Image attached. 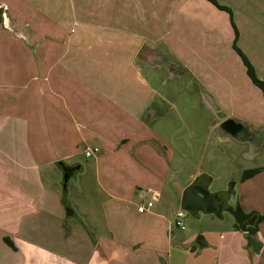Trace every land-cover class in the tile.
<instances>
[{"label": "crops", "instance_id": "crops-1", "mask_svg": "<svg viewBox=\"0 0 264 264\" xmlns=\"http://www.w3.org/2000/svg\"><path fill=\"white\" fill-rule=\"evenodd\" d=\"M217 1L232 15L210 0H0V264H264V209L247 201L264 166L231 187L236 204L263 216L255 239L234 224L173 244L168 206L175 194L184 210L195 174L175 185L166 80L141 72L216 68L225 49L242 70L234 22L264 81V0ZM253 117L239 118L243 140L261 135L262 145L264 117ZM62 163L76 167L74 200ZM151 190L159 197L141 213Z\"/></svg>", "mask_w": 264, "mask_h": 264}, {"label": "rangeland", "instance_id": "rangeland-1", "mask_svg": "<svg viewBox=\"0 0 264 264\" xmlns=\"http://www.w3.org/2000/svg\"><path fill=\"white\" fill-rule=\"evenodd\" d=\"M227 51L225 49L226 54L216 56V60H219H215L216 68L213 65L206 67L204 64V68L193 71L183 69L181 64L173 62L168 69H159V72L151 69L141 71L143 77L147 75L151 81L160 74L161 77H158L166 80L165 84L159 87L170 100L167 106L170 109L166 113L168 123L163 132L174 150L173 167L174 163L178 166L177 181L174 183L177 186L187 185L191 174H195L196 178L198 174L206 173L212 178L209 183L212 192H228L234 182L240 184L245 170L264 166V142L261 145V135H258L257 143L251 144V139L243 140V136L248 133L247 127L238 138L221 128L228 118H233L239 123V118L243 116H254L251 119L255 120L264 117L262 109L257 111L259 98L264 97L262 89L249 78L246 66L243 65L239 71L233 62L236 56L232 55L231 58ZM245 107H250L251 110H246ZM250 124H253V130L259 131L255 128L256 123ZM69 180L63 186L66 189L64 195L66 197L68 194L69 199L74 200L72 185L76 178L72 176ZM251 184L254 186L252 197L250 195L247 201L264 209V182L253 181ZM173 198L174 201L168 208L175 215V235L172 241L173 244L177 243L176 246L183 240L187 241L183 247L189 244L194 246L198 244L200 236L204 235L203 232H208L209 229L220 232L222 229L232 228L235 224V219L228 209L223 211V219L213 214H204L197 218L193 213L182 209L181 197L173 194ZM237 199L239 200V196L232 194L229 204L236 205ZM179 210H183L185 214L180 218L183 228L176 225V214ZM251 263L248 260V264Z\"/></svg>", "mask_w": 264, "mask_h": 264}, {"label": "trees", "instance_id": "trees-1", "mask_svg": "<svg viewBox=\"0 0 264 264\" xmlns=\"http://www.w3.org/2000/svg\"><path fill=\"white\" fill-rule=\"evenodd\" d=\"M210 1H212L220 9L227 10L232 15L231 10L227 6L220 4L217 0H210ZM233 25L235 27V39H234L233 47L238 52V54L241 56L243 63L246 66V70H247V74L249 78L252 80L254 84H256L259 88H261L264 93V81L257 75L255 67L250 61V59L247 57V55L238 47L237 40L239 38V32L234 22H233ZM260 170L261 168H252V169L245 170L243 172L241 180H246L247 178L254 176ZM234 209L238 216V220L235 221V227L239 229L242 228V225L240 222L241 220L245 221L247 223L245 225L246 227L245 231H247L249 234L248 240L250 242V239H255V236L258 232V226L263 221V216L259 214L257 211L245 212L239 204H236ZM5 241L8 244L13 245L8 237H5ZM258 246H260V243H258ZM258 249L259 248L257 247L256 250Z\"/></svg>", "mask_w": 264, "mask_h": 264}, {"label": "flooded vegetation", "instance_id": "flooded-vegetation-1", "mask_svg": "<svg viewBox=\"0 0 264 264\" xmlns=\"http://www.w3.org/2000/svg\"><path fill=\"white\" fill-rule=\"evenodd\" d=\"M237 130H239V127H237ZM244 130V129H243ZM241 133V132H240ZM239 135H242L239 134ZM248 136V135H247ZM246 137V136H245ZM209 178L206 177L205 175H202L198 178H195L190 184L193 185L192 189V194L191 195H198L203 199L202 200H197V199H192L190 201L191 206L194 205L193 212L198 213L199 211L201 212L202 210H206L208 207H216L217 209H220V211L223 213L228 207H232V205L229 204V199L232 196V189L229 190L228 192L220 191V192H213L209 195L205 193V191H208V184ZM183 207H186V204L183 205ZM193 207V206H192ZM241 225L247 224L245 221L241 220Z\"/></svg>", "mask_w": 264, "mask_h": 264}, {"label": "water", "instance_id": "water-1", "mask_svg": "<svg viewBox=\"0 0 264 264\" xmlns=\"http://www.w3.org/2000/svg\"><path fill=\"white\" fill-rule=\"evenodd\" d=\"M237 127H239V130H237ZM221 128L225 131H227L228 133H230L232 136H234L235 138H238L239 137V134L242 133L243 131V126L236 122L234 119H227L225 120L222 125H221ZM241 132V133H240ZM248 138H250L249 136H247ZM245 136H243V139L244 138H247ZM62 166V170H63V184L64 186L66 185L67 181L70 179V177L74 174L75 170H76V167H73V166H67L65 165L64 163L61 164ZM203 174L200 173L196 176V178L202 176ZM192 189H193V185L190 184L189 186H187V188L185 189V192H184V196H183V200H182V204L185 205L186 204V207H183L184 210L188 211V212H191V213H194L193 212V209H194V205L191 206L190 204V201L188 198H190V200L192 199H197V200H202L203 199L201 197H199L198 195H191L192 194ZM205 193H207V195L210 194L209 191H205ZM229 210V212L233 215V217L235 218V220H238V216L235 212V210L230 206L227 208ZM226 209V210H227ZM206 211L207 212H211L215 215H218V216H221L223 213L220 211V209H217L216 207H208L206 208ZM247 235V233H246Z\"/></svg>", "mask_w": 264, "mask_h": 264}, {"label": "built area", "instance_id": "built-area-1", "mask_svg": "<svg viewBox=\"0 0 264 264\" xmlns=\"http://www.w3.org/2000/svg\"><path fill=\"white\" fill-rule=\"evenodd\" d=\"M99 148L98 147H94V148H87L85 153L86 155L89 157L91 155H93L94 153L96 152H99ZM152 192V198L144 203H141L139 206H138V211L141 212V213H144L146 211H148L150 208H152L154 206V202L155 200L159 197V193L151 190ZM184 211L183 210H179L176 214V217H177V220H176V225L178 227H181L183 228V223L182 221L180 220V218L184 217Z\"/></svg>", "mask_w": 264, "mask_h": 264}]
</instances>
